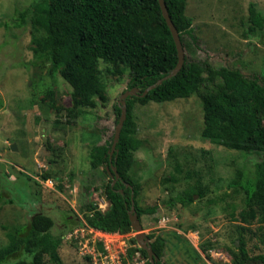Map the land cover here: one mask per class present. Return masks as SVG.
Here are the masks:
<instances>
[{
	"label": "rangeland",
	"instance_id": "1",
	"mask_svg": "<svg viewBox=\"0 0 264 264\" xmlns=\"http://www.w3.org/2000/svg\"><path fill=\"white\" fill-rule=\"evenodd\" d=\"M37 1L0 0V174L10 181L16 198V202L6 201L15 198L0 188V246L7 243L6 229L26 225L31 213L41 211L53 219L52 232L63 233L59 253L64 262L92 264L91 254L96 257L97 250H103L96 240L101 238L124 264H141L146 259L139 252L127 255L134 231L90 232L83 226L80 210L87 200L101 211L110 206L104 186L112 177L102 170L106 165L91 168L89 152L114 133L113 105L128 90V71L123 67L121 74H113L107 63L100 62L107 100L96 99L95 107L81 108L72 120L65 110L71 87L57 72H48L49 64H32L30 14L24 25L12 24L17 10L31 8ZM250 3L264 14V0H186L185 14L192 19L198 43L184 35L185 55L214 69L238 68L247 78L258 77L264 83V26L248 30ZM6 21L8 28L3 25ZM132 112L140 145L134 151L130 176L138 184L137 204L157 206L156 212L142 214L140 222L146 235L164 238L161 262L233 264L237 229L230 212L240 210L245 197L233 183L244 181L261 154L203 139L198 93L160 103L134 101ZM44 172L49 178L41 180ZM199 174L201 198L194 194L188 205H167L169 197L196 183ZM85 184L90 185L87 197L81 194ZM259 225L264 222H253V233L245 234L247 251L254 257L248 264H263L255 258L264 256V232L257 229Z\"/></svg>",
	"mask_w": 264,
	"mask_h": 264
},
{
	"label": "trees",
	"instance_id": "2",
	"mask_svg": "<svg viewBox=\"0 0 264 264\" xmlns=\"http://www.w3.org/2000/svg\"><path fill=\"white\" fill-rule=\"evenodd\" d=\"M164 2L179 32L183 49L184 35L197 44L192 19L185 14L186 0ZM16 12L15 22L12 23L16 27L24 25L26 15L30 14L32 64H49L48 72H57L71 87L70 105L65 110L72 120L80 114L81 108L95 107L96 99L100 102L107 100L106 85L100 76V62L107 63L108 70L117 75L125 67L129 76L128 89L137 87L141 94L146 87L168 73L178 60L176 46L158 0H38L31 8ZM248 12V30H261L264 14L254 3H250ZM3 25L8 28L10 23L6 21ZM204 71L206 75H203ZM195 93L200 96L202 104L203 139L262 156L244 181L240 179L233 183L245 193L244 206L230 212L237 229V235L232 240L233 264H248L254 257L247 251L245 234L253 233L250 226L253 222H264V83L258 77L247 78L238 68L221 66L214 69L207 62L191 59L185 53L183 65L175 75L163 80L144 96L133 95L126 99V117L111 160L108 150L113 135L105 143L91 147V168L106 165L102 170L110 176L106 167L114 165L119 177L112 184L113 175L104 186V194L110 204L106 211H101L90 200L81 206L83 226L109 233L133 232L128 216L131 193L139 219L142 214L157 211L156 205L141 207L137 204L138 184L130 176L134 151L140 145L135 138L133 104L134 101L141 104L149 101L160 103ZM113 110L117 122L120 115L117 103L113 105ZM239 173L243 175L242 171ZM198 176L196 183L189 185L183 193L169 197L167 205H188L193 201L194 194L201 198V175ZM0 178V188L15 198L10 181L1 174ZM40 178L48 179L49 173H42ZM27 179H31L30 175ZM89 192L90 185L85 184L81 194L87 197ZM5 200L16 202V198L11 197ZM213 201L208 200L209 203ZM53 224L49 215L37 211L30 214L26 225L6 229L7 243L0 246V264H68L59 253L63 233H53ZM257 229L264 232V226L259 225ZM147 237L151 239V247L158 256L156 264H163L160 258L164 238L153 233L147 234ZM235 239L239 245L235 244ZM129 241L127 255L139 252L146 259L145 263L150 264L146 251L137 245L134 236ZM261 241L264 242V235ZM207 245L211 246V243ZM255 258L264 264V256L259 254Z\"/></svg>",
	"mask_w": 264,
	"mask_h": 264
},
{
	"label": "water",
	"instance_id": "3",
	"mask_svg": "<svg viewBox=\"0 0 264 264\" xmlns=\"http://www.w3.org/2000/svg\"><path fill=\"white\" fill-rule=\"evenodd\" d=\"M158 2L160 5L162 15H163L168 27H169L172 38L174 40L176 50H177L178 60H177L176 65L168 73H166L165 75H163L162 77L157 79L155 81V83L146 87L141 94H139V89L137 87H132V88L125 90L124 92L121 93L119 100L117 102V104L120 108V115H119L118 121H117L115 129H114L110 149L108 150L109 160H111V157H112L114 151H116L115 147H116L117 141L119 139V135H120V131H121L123 122H124L125 117H126V99L129 96H133V95L144 96L150 89L159 85L163 80L175 75L179 71V69L181 68V66L183 65V62H184V49H183V46H182V43H181V40L179 37V32L177 31L176 27L174 26V24H173V22L169 16V13L167 11L164 0H158ZM106 170H107V173L110 175V177H113V175H114L113 180H112V184H113L119 177L118 173L116 171V167L114 165H111L110 168L107 166ZM130 201H131V204H130V208L128 210V216H129L131 227H132L133 231L135 232L134 238L136 240V243L140 248H142L146 251L150 264H156V261L158 260V256L153 251V249L151 247V243H150L146 233L142 229L140 219H139L137 212L135 210V207H134L133 193H131V195H130ZM238 243H239L238 240H236L235 244L238 245Z\"/></svg>",
	"mask_w": 264,
	"mask_h": 264
},
{
	"label": "built area",
	"instance_id": "4",
	"mask_svg": "<svg viewBox=\"0 0 264 264\" xmlns=\"http://www.w3.org/2000/svg\"><path fill=\"white\" fill-rule=\"evenodd\" d=\"M97 239L101 241L103 245V250H97L96 257L92 256L91 254V259L93 258L92 259L93 264H124L123 259H121V257L119 256L117 252L110 251L109 243H107L106 241H103L101 238H97Z\"/></svg>",
	"mask_w": 264,
	"mask_h": 264
},
{
	"label": "crops",
	"instance_id": "5",
	"mask_svg": "<svg viewBox=\"0 0 264 264\" xmlns=\"http://www.w3.org/2000/svg\"><path fill=\"white\" fill-rule=\"evenodd\" d=\"M86 228H87V227H86ZM88 230H89L90 232H95V233H96V231H97V232H100V231H98V230H94V229H92V228H88ZM96 240H98V239H96ZM98 242L101 243L100 240H98ZM101 244H102V243H101ZM142 263H145V262H142ZM142 263H141V264H142Z\"/></svg>",
	"mask_w": 264,
	"mask_h": 264
},
{
	"label": "clouds",
	"instance_id": "6",
	"mask_svg": "<svg viewBox=\"0 0 264 264\" xmlns=\"http://www.w3.org/2000/svg\"><path fill=\"white\" fill-rule=\"evenodd\" d=\"M95 230V229H94ZM100 231V230H99Z\"/></svg>",
	"mask_w": 264,
	"mask_h": 264
}]
</instances>
